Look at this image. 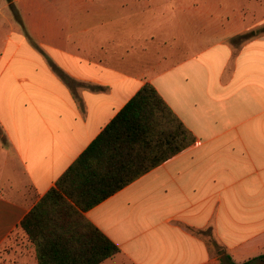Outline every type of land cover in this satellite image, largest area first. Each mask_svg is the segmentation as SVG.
I'll return each instance as SVG.
<instances>
[{
    "label": "crops",
    "instance_id": "obj_1",
    "mask_svg": "<svg viewBox=\"0 0 264 264\" xmlns=\"http://www.w3.org/2000/svg\"><path fill=\"white\" fill-rule=\"evenodd\" d=\"M12 3L0 264H37L21 219L144 84L194 139L82 212L119 248L100 264H264V0Z\"/></svg>",
    "mask_w": 264,
    "mask_h": 264
},
{
    "label": "trees",
    "instance_id": "obj_2",
    "mask_svg": "<svg viewBox=\"0 0 264 264\" xmlns=\"http://www.w3.org/2000/svg\"><path fill=\"white\" fill-rule=\"evenodd\" d=\"M7 1L22 26L12 0ZM193 139L155 88L144 84L21 219L37 264H100L115 255L116 244L82 212ZM140 146L148 147L152 158H133Z\"/></svg>",
    "mask_w": 264,
    "mask_h": 264
},
{
    "label": "rangeland",
    "instance_id": "obj_3",
    "mask_svg": "<svg viewBox=\"0 0 264 264\" xmlns=\"http://www.w3.org/2000/svg\"><path fill=\"white\" fill-rule=\"evenodd\" d=\"M7 2H8V1H7ZM9 10L12 12L10 6H9ZM255 30H256L257 32H264V25L255 28ZM247 35H248V34H247ZM3 37H4V36H3V33H0V47H2Z\"/></svg>",
    "mask_w": 264,
    "mask_h": 264
}]
</instances>
